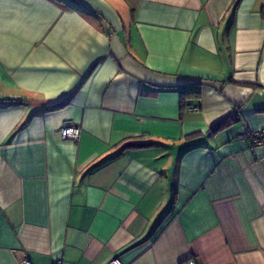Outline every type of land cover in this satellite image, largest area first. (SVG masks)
Masks as SVG:
<instances>
[{
  "label": "crops",
  "instance_id": "obj_1",
  "mask_svg": "<svg viewBox=\"0 0 264 264\" xmlns=\"http://www.w3.org/2000/svg\"><path fill=\"white\" fill-rule=\"evenodd\" d=\"M257 128L264 0H0V264H264Z\"/></svg>",
  "mask_w": 264,
  "mask_h": 264
},
{
  "label": "built area",
  "instance_id": "obj_2",
  "mask_svg": "<svg viewBox=\"0 0 264 264\" xmlns=\"http://www.w3.org/2000/svg\"><path fill=\"white\" fill-rule=\"evenodd\" d=\"M192 109L194 111H198V106H193ZM80 128L77 125L73 124H64L59 128L58 134L63 139H69L76 141L80 134ZM240 136H250L253 139L254 146H264V128L257 129H245L243 134ZM112 264H123L122 261L116 257L111 261ZM22 264H33L29 259H24ZM54 264H61V260H56ZM180 264H196L195 260L192 258L183 260Z\"/></svg>",
  "mask_w": 264,
  "mask_h": 264
},
{
  "label": "trees",
  "instance_id": "obj_3",
  "mask_svg": "<svg viewBox=\"0 0 264 264\" xmlns=\"http://www.w3.org/2000/svg\"><path fill=\"white\" fill-rule=\"evenodd\" d=\"M181 105L184 106V97L182 96V99H181ZM147 143H130L128 145L130 146H139V145H145Z\"/></svg>",
  "mask_w": 264,
  "mask_h": 264
}]
</instances>
